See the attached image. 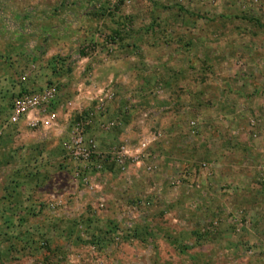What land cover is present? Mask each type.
<instances>
[{
    "label": "rangeland",
    "instance_id": "1",
    "mask_svg": "<svg viewBox=\"0 0 264 264\" xmlns=\"http://www.w3.org/2000/svg\"><path fill=\"white\" fill-rule=\"evenodd\" d=\"M262 242L264 0H0V264Z\"/></svg>",
    "mask_w": 264,
    "mask_h": 264
},
{
    "label": "crops",
    "instance_id": "2",
    "mask_svg": "<svg viewBox=\"0 0 264 264\" xmlns=\"http://www.w3.org/2000/svg\"><path fill=\"white\" fill-rule=\"evenodd\" d=\"M256 89H257V88H254V90H256ZM258 94H259V93H258ZM257 96H258V95H257ZM249 99H250V98H249ZM253 99H255V97H254ZM216 105H217V104H216ZM233 132H234V133H237V132H235V131H233ZM221 135H223V137H221L222 140H223V141H226V138H228V137H226V136L224 135V133H219V134H218V136H221ZM233 137H234V140H237V139H242V138L244 137V135H241V136H240V135H239V136H233ZM233 166H234V165H233ZM240 177H241V176H240ZM242 181H244V180L242 179ZM246 181H247V180H246ZM248 181H249V180H248ZM255 183H256V182H254V185H258V184H260V182H258V183H256V184H255ZM236 189L239 190L238 188H236ZM240 192H242V191H240ZM245 195H246V194H245ZM245 195H244V196H245ZM248 199H250V200H248V201L250 202V201H251V198H248ZM245 200H246L245 198L241 197V198L239 199V203H242V204H243V203L245 202ZM223 201H224V200H223ZM249 202H248V203H249ZM244 204H245V203H244ZM252 206H253L252 204H249V207H247V206L245 205V207H247V208H246L247 210H251ZM262 243L264 244V242H262Z\"/></svg>",
    "mask_w": 264,
    "mask_h": 264
},
{
    "label": "built area",
    "instance_id": "3",
    "mask_svg": "<svg viewBox=\"0 0 264 264\" xmlns=\"http://www.w3.org/2000/svg\"><path fill=\"white\" fill-rule=\"evenodd\" d=\"M127 2H128V1H127ZM193 123H194V121L191 122V124H193ZM76 143H77V141H76ZM76 148H77V145H76ZM120 148H121V151H122L121 153H123V155L126 156L127 153H130L129 150H128L125 146H121ZM75 151H76V150H75ZM134 151H135V149H134ZM78 153H79V152L76 151V154H78ZM237 229H238V228H237Z\"/></svg>",
    "mask_w": 264,
    "mask_h": 264
}]
</instances>
